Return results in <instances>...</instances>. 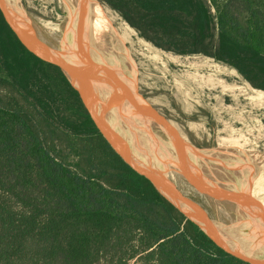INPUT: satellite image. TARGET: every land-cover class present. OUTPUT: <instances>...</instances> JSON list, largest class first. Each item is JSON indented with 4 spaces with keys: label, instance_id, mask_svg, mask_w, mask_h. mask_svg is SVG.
I'll use <instances>...</instances> for the list:
<instances>
[{
    "label": "trees",
    "instance_id": "trees-1",
    "mask_svg": "<svg viewBox=\"0 0 264 264\" xmlns=\"http://www.w3.org/2000/svg\"><path fill=\"white\" fill-rule=\"evenodd\" d=\"M101 1L156 48L204 55L264 92V0ZM134 260L249 264L124 162L61 69L0 10V264Z\"/></svg>",
    "mask_w": 264,
    "mask_h": 264
},
{
    "label": "water",
    "instance_id": "water-1",
    "mask_svg": "<svg viewBox=\"0 0 264 264\" xmlns=\"http://www.w3.org/2000/svg\"><path fill=\"white\" fill-rule=\"evenodd\" d=\"M67 1L55 49L34 36L24 11L20 21L11 14L9 0H0V10L30 52L61 69L124 162L224 252L264 264V211L251 197L255 159L239 150L198 148L185 141L141 95L137 76L130 79L117 57L100 62L102 67L95 64L87 22L89 6L102 9L100 1ZM189 183L199 192L186 193Z\"/></svg>",
    "mask_w": 264,
    "mask_h": 264
},
{
    "label": "rangeland",
    "instance_id": "rangeland-1",
    "mask_svg": "<svg viewBox=\"0 0 264 264\" xmlns=\"http://www.w3.org/2000/svg\"><path fill=\"white\" fill-rule=\"evenodd\" d=\"M65 1L67 0H10L9 3L14 5V9L10 10L11 14L20 21L24 17V11L34 36L55 49L58 48L56 44L60 41L61 28L66 22L68 2ZM99 1L102 11L112 23V33L115 32L114 37L120 44L116 52L108 48L101 37L98 24V38L102 44L104 59L107 61L117 57L122 70L130 79L137 76L140 92L148 97L147 100L158 112L168 117L169 124L185 141L209 145L204 148L220 147L251 155L255 159L252 168L254 170L255 167V170L253 173L251 171L255 181L252 184L260 181L264 185V92L255 89L236 70L204 55H177L156 48L142 39L118 12ZM93 5L96 11V4ZM42 22L56 27V42L53 36L40 29ZM218 82L222 85L217 84ZM240 89L243 91L239 92ZM194 119L198 120L194 122ZM172 177L177 184L174 172ZM193 190L199 192L189 183L186 193ZM251 194L254 201L264 206L258 191ZM135 262L136 260L131 264Z\"/></svg>",
    "mask_w": 264,
    "mask_h": 264
},
{
    "label": "bare ground",
    "instance_id": "bare-ground-1",
    "mask_svg": "<svg viewBox=\"0 0 264 264\" xmlns=\"http://www.w3.org/2000/svg\"><path fill=\"white\" fill-rule=\"evenodd\" d=\"M10 1V0H9ZM73 1V0H72ZM68 2V1H67ZM36 7V6H35ZM94 5L91 4L89 6V21L87 22V27L91 28V31H87V34L89 36L90 34V40H91V52L93 51L94 54V62L95 64H98V66L102 67V63L100 62H105L106 60L104 59V55H103V48H102V44L101 41L98 38V24H99V29H100V34L101 37L105 43V45L114 50V52H116V50L119 48L120 44H118L117 39L114 37L115 36V32L112 33L113 26L112 23L110 22V20L108 19V17L106 16L105 12L102 11V9L96 4V11H94ZM76 8V7H75ZM100 8V9H99ZM40 29L43 30L46 34H48L49 36H53L54 42H56L55 38L58 37L57 32H55L54 30L56 29V27L54 25L42 22L40 23ZM117 34V33H116ZM120 37V36H119ZM122 39V38H121ZM118 51V50H117ZM123 51V50H122ZM121 51V52H122ZM90 58V57H89ZM111 58V57H110ZM91 59H89V61L91 62ZM172 59V58H170ZM111 60V59H110ZM173 60V59H172ZM175 61V60H173ZM99 62V63H98ZM204 66V65H203ZM209 67V66H208ZM107 68H109V66L107 65ZM209 70V69H208ZM185 71V70H184ZM193 73V72H192ZM197 77V76H196ZM200 77V76H199ZM203 77V76H202ZM201 81V80H200ZM203 81V79H202ZM201 81V82H202ZM208 82V80H207ZM217 84L222 85L221 82H218ZM210 85V84H209ZM244 85V84H243ZM224 86V85H223ZM231 88V87H230ZM251 88V87H249ZM239 89V88H237ZM223 90V89H222ZM221 90V92H222ZM235 89L233 88V91ZM231 91V92H233ZM239 92L243 91V89L238 90ZM253 92V91H252ZM243 93V92H242ZM248 93V92H247ZM226 94V93H225ZM228 94V93H227ZM231 94V93H230ZM233 95V94H232ZM237 95V94H236ZM243 95V94H242ZM251 96V95H250ZM244 97V96H242ZM254 97V96H253ZM256 97V96H255ZM238 98V97H237ZM232 99V98H231ZM235 100V99H234ZM252 101V100H250ZM262 101V100H261ZM264 101V100H263ZM234 102V101H233ZM242 110V109H241ZM227 127V126H226ZM233 133V132H232ZM233 136V135H232ZM239 137V136H238ZM223 139V138H222ZM225 139V138H224ZM239 139V138H238ZM241 139V138H240ZM247 139V138H246ZM229 140V139H228ZM245 140V139H244ZM243 141V140H242ZM231 142V141H230ZM257 183L252 184L251 187V193L254 191H258L260 193V197L263 199L264 201V185H262V183H260V181H256ZM251 197L252 194H251ZM256 202V201H255ZM261 209L264 211V206H262V204H260L259 202H256ZM264 204V203H263Z\"/></svg>",
    "mask_w": 264,
    "mask_h": 264
},
{
    "label": "flooded vegetation",
    "instance_id": "flooded-vegetation-1",
    "mask_svg": "<svg viewBox=\"0 0 264 264\" xmlns=\"http://www.w3.org/2000/svg\"><path fill=\"white\" fill-rule=\"evenodd\" d=\"M65 16V15H64ZM59 22V21H58ZM61 22V21H60ZM59 22V23H60ZM61 24V23H60ZM139 92H140V90H139ZM141 93V92H140ZM141 95L147 100L148 99V97H146V95L145 94H143V93H141ZM149 102V101H148ZM160 113V112H159ZM161 114V113H160ZM163 117H164V119L168 122V123H170L169 122V119H168V117L166 116V115H163V114H161ZM198 119H194V122H196ZM191 121V120H190ZM192 122V121H191ZM189 134V133H188ZM189 136H191V135H188V137ZM183 138V137H182ZM189 143H191V141H188ZM191 144H193V145H195L196 147H198V148H204V147H208L209 145L208 144H206V143H202V144H199V143H196V142H192Z\"/></svg>",
    "mask_w": 264,
    "mask_h": 264
}]
</instances>
